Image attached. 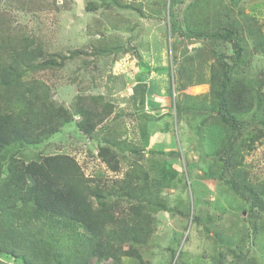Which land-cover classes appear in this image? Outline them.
Returning a JSON list of instances; mask_svg holds the SVG:
<instances>
[{
  "label": "rangeland",
  "instance_id": "rangeland-1",
  "mask_svg": "<svg viewBox=\"0 0 264 264\" xmlns=\"http://www.w3.org/2000/svg\"><path fill=\"white\" fill-rule=\"evenodd\" d=\"M216 1L184 0L176 11L183 28L205 29L206 22L216 23ZM92 3L95 10L89 9ZM166 3L0 0V29L10 36H30L62 66L30 70L23 82L34 80L49 88L51 99L70 115L54 134L9 153L24 163L69 155L85 177L108 187L136 163L148 173L151 192L143 210L149 231L139 244L144 264H236L234 255L264 264V214L259 212L253 236L248 206L218 179V151L232 134L213 122L203 124L207 116L198 111L208 104L204 97L215 65L213 49L222 44L169 34ZM228 6L232 9L230 2ZM238 7L236 12L249 16V23L256 19L264 30V0H241ZM239 21L244 24L243 18ZM248 57L257 75L264 59ZM135 83L146 84V92H137ZM106 104L112 106L109 117L92 134H84L77 108L102 110ZM254 130L250 126L245 137ZM100 146L118 154V172L97 157ZM239 168L254 183L264 182V140ZM130 201L121 195L122 206ZM0 260L21 264L2 254ZM122 264L139 263L125 259Z\"/></svg>",
  "mask_w": 264,
  "mask_h": 264
},
{
  "label": "trees",
  "instance_id": "trees-1",
  "mask_svg": "<svg viewBox=\"0 0 264 264\" xmlns=\"http://www.w3.org/2000/svg\"><path fill=\"white\" fill-rule=\"evenodd\" d=\"M240 1L217 0L216 23L206 22L205 29L183 28L176 11L184 0H168L166 5L169 34L222 44L213 49L215 65L204 97L208 104L198 111L207 116L203 124L213 122L232 134L218 151V179L248 206L254 236L259 212L264 214V182L249 180L239 167L264 140V66L255 75L248 57L264 59V30L256 19L249 23V16L234 10ZM95 7L92 3L89 9ZM55 67L62 66L53 55H46L38 41L28 35H6L0 29V254L21 264H122L125 259L144 264L139 244L145 243L149 231V216L143 210L151 192L148 173L135 162L115 186L108 187L85 177L69 155H45L24 163L9 153L40 142L70 120L69 110L51 99L49 88L34 80L23 82L30 70ZM111 109L110 104L102 110L78 107V128L92 134ZM250 126L255 130L245 137ZM97 157L111 172H118L115 151L100 146ZM113 195V200L107 198ZM121 195L134 203L122 206ZM233 258L236 264H253L244 256ZM0 264L8 263L0 260Z\"/></svg>",
  "mask_w": 264,
  "mask_h": 264
},
{
  "label": "crops",
  "instance_id": "crops-1",
  "mask_svg": "<svg viewBox=\"0 0 264 264\" xmlns=\"http://www.w3.org/2000/svg\"><path fill=\"white\" fill-rule=\"evenodd\" d=\"M136 84H138V83H135V85H136ZM135 85H134V87H136ZM147 87H148V86H147L146 84H142V83H141V86H139V84L137 85V87H136L137 89H136V90H137V92H139L138 90H144V91L146 92V88H147ZM162 90H164V88H163ZM141 98H142V97H139V96H138V101H137L138 104H140V102H141Z\"/></svg>",
  "mask_w": 264,
  "mask_h": 264
}]
</instances>
